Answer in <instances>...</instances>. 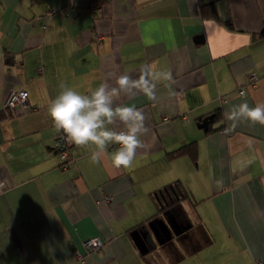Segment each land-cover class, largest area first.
Instances as JSON below:
<instances>
[{
    "label": "crops",
    "instance_id": "obj_1",
    "mask_svg": "<svg viewBox=\"0 0 264 264\" xmlns=\"http://www.w3.org/2000/svg\"><path fill=\"white\" fill-rule=\"evenodd\" d=\"M263 27L264 0H0V264L264 259V125L227 118L235 105L264 104ZM146 64L170 71L173 82L158 84L156 101L139 88L115 98L114 106L135 105L145 117L133 165H113L119 145L94 159V145L72 143L61 166L48 116L61 84L116 88L122 75L139 80ZM19 90H27L26 104L4 110ZM208 114L206 132L198 123ZM109 127L125 129L118 120ZM191 141L194 158L168 154ZM177 182L191 199L166 211L179 205L201 246L172 240L185 252L173 262L171 241L157 244L149 221L153 246L139 253L132 229L161 215L166 193L158 191ZM90 237L103 240L101 249L86 252Z\"/></svg>",
    "mask_w": 264,
    "mask_h": 264
},
{
    "label": "clouds",
    "instance_id": "obj_2",
    "mask_svg": "<svg viewBox=\"0 0 264 264\" xmlns=\"http://www.w3.org/2000/svg\"><path fill=\"white\" fill-rule=\"evenodd\" d=\"M161 82H167L170 87L172 73L146 64L141 69L139 80L133 81L128 75H122L116 88L101 83L82 92L62 83V90L48 104V116L55 130L63 133L73 144L94 145V159H99L100 154L108 152L111 146L119 145L111 154V160L115 167L126 169L133 165L137 149L142 146L141 136L147 128L143 113L135 105L114 106L115 98L120 92L139 88L148 100L156 101V89ZM241 117L264 125V104L250 107L243 102L227 113V118L232 121ZM117 120L125 131L116 132L109 127Z\"/></svg>",
    "mask_w": 264,
    "mask_h": 264
},
{
    "label": "trees",
    "instance_id": "obj_3",
    "mask_svg": "<svg viewBox=\"0 0 264 264\" xmlns=\"http://www.w3.org/2000/svg\"><path fill=\"white\" fill-rule=\"evenodd\" d=\"M202 10H204V8H201ZM229 23V22H228ZM260 34H264V27L263 29L260 31ZM9 107H6L4 108V110H7V111H10V113L12 112V108H9ZM12 109V110H11ZM0 114H1V111H0ZM217 118H222L223 114L217 110L216 112V115H215ZM207 131L206 132H209L212 130L211 127L207 128L206 129ZM196 151H197V144H196V141H191V142H188L186 144H183L181 146H179L178 148L168 152L169 155L171 156H177L179 154H183V153H188L191 155V157H195L196 155ZM182 183H172V185H168V186H165L163 188V190H159L158 191V194L162 193V191L164 193H166V196H165V201L166 202H163L162 200H160V198L158 199V214L166 211V209H170L172 208L176 202H179L180 200H182L183 198L187 197V198H190L191 199V196L189 194V192L186 190V188L181 185ZM170 212V210H167ZM172 211V210H171ZM151 221V222H154V218H152L151 220L148 219L147 222H143V223H140L138 225H136L133 229V230H140V231H145L146 230V226H147V223ZM203 232V231H202ZM186 239H184V242L182 243V246H184L185 244H187L189 242V245L191 246V250L194 251L198 248V246H201L200 243H201V240H197L198 237H193L191 234H190V231H186ZM204 234V238L206 240H210V234L208 235L206 232L203 233ZM206 234V235H205ZM146 243L149 247V249L152 248V243L149 239V236L146 237ZM200 241V242H199ZM202 244V243H201ZM168 247L171 248L173 250L172 254H170V260L171 261H177L178 259H180L184 253L182 252H179L177 251L176 249L174 250L175 248V245H173V243L169 242L168 243ZM258 264H264V259H262L261 261H259Z\"/></svg>",
    "mask_w": 264,
    "mask_h": 264
},
{
    "label": "water",
    "instance_id": "obj_4",
    "mask_svg": "<svg viewBox=\"0 0 264 264\" xmlns=\"http://www.w3.org/2000/svg\"><path fill=\"white\" fill-rule=\"evenodd\" d=\"M213 114H208L198 123L199 128L207 129ZM179 205L175 206L174 213L164 211L154 218V222H149V230L157 244L172 241L176 236L183 234L191 226L192 222L185 212L179 210ZM139 253L145 254L149 251L146 243V231L133 230L130 233Z\"/></svg>",
    "mask_w": 264,
    "mask_h": 264
},
{
    "label": "built area",
    "instance_id": "obj_5",
    "mask_svg": "<svg viewBox=\"0 0 264 264\" xmlns=\"http://www.w3.org/2000/svg\"><path fill=\"white\" fill-rule=\"evenodd\" d=\"M46 14H50L47 12ZM257 75L251 74L249 76V82L251 85H254L257 81ZM240 93L243 92L242 89L239 90ZM27 90H19V91H11L7 96L4 105L6 107L15 109L17 106H24L27 101ZM125 131V129H121L118 132ZM72 142L66 139L63 133H58L55 137L54 141V149L59 156V159L62 161L61 166H66L68 162L69 150ZM110 196L106 197V200H110ZM86 252L98 251L103 246V240L99 237H90L83 241L82 243ZM75 257L83 260L84 257L80 252L75 253Z\"/></svg>",
    "mask_w": 264,
    "mask_h": 264
},
{
    "label": "flooded vegetation",
    "instance_id": "obj_6",
    "mask_svg": "<svg viewBox=\"0 0 264 264\" xmlns=\"http://www.w3.org/2000/svg\"><path fill=\"white\" fill-rule=\"evenodd\" d=\"M186 233L184 234V235H178V236H176L173 240H175V241H179V240H183V238H185L186 237ZM146 237H147V234H146ZM172 242V241H171ZM174 242V241H173Z\"/></svg>",
    "mask_w": 264,
    "mask_h": 264
},
{
    "label": "rangeland",
    "instance_id": "obj_7",
    "mask_svg": "<svg viewBox=\"0 0 264 264\" xmlns=\"http://www.w3.org/2000/svg\"><path fill=\"white\" fill-rule=\"evenodd\" d=\"M175 245H178V242Z\"/></svg>",
    "mask_w": 264,
    "mask_h": 264
}]
</instances>
